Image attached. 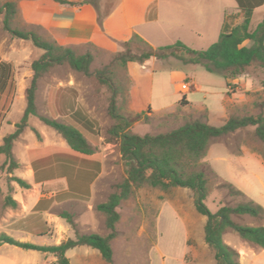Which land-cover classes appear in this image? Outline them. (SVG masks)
<instances>
[{
	"label": "rangeland",
	"instance_id": "374dc122",
	"mask_svg": "<svg viewBox=\"0 0 264 264\" xmlns=\"http://www.w3.org/2000/svg\"><path fill=\"white\" fill-rule=\"evenodd\" d=\"M92 1L105 15L113 8L115 0ZM7 2L18 4L16 0H0L1 4ZM193 4L198 5L202 11V18L193 15L184 23L199 28L200 37L190 34L188 30L179 29L165 35L164 38H158L155 41L156 47L149 46L157 49L171 45L179 40L177 36H182L185 42H181L190 48L207 50L219 40V26L225 21L226 16L240 13L235 0H193ZM186 17L187 13L180 15L179 20L182 21ZM263 19L264 6L255 11L251 20V30H256ZM3 20L4 15L0 13L2 44L0 60L2 58L11 60L14 67L16 65L19 67V74L24 79L20 80V75L18 80L15 78L13 95H4L0 99V147L4 145L6 137L16 132L17 125L23 118L27 108V90L34 77L32 64L44 55V51L35 47L32 41L17 39L9 34L4 28ZM242 21L243 17L240 15L233 23L240 24ZM14 26L19 30L33 31L42 39L53 42L40 28L27 26L20 13ZM244 45L251 47L252 43L246 42ZM72 50L78 56L92 55L90 74L76 71L68 63L52 67L38 80L36 107L39 115L48 118L57 115V120L61 123H65L66 117L74 110L81 109L91 120L98 123L99 144L95 148V153L101 157L102 176L95 189L98 193L94 199L95 213L88 214L79 204L71 205L72 207L64 206L55 212L60 217L63 212H68L75 218L76 228L69 224L71 230L68 239H75L77 232L107 236L109 231L106 228V220L97 211V206L107 202L109 196L116 191V187L127 177L120 141L111 134V130L117 124L111 113L113 103L116 104L119 114L133 118L128 107L127 66L118 60L117 56L126 51L141 55L147 47L139 42H133L122 45L118 53H109L90 46ZM160 62H163L165 67L159 64V70L187 69L181 62L172 58ZM188 68L189 72H199L200 82H204L206 77L226 82L222 75L208 73L201 66ZM102 70H106L110 82L114 85L113 88L98 78L97 72ZM15 72L14 69V76ZM237 79L238 84L229 88V94H235L239 100L231 115L264 116V70L253 65ZM219 116L211 119L209 125L222 127L224 121H221ZM194 120L207 123L202 113L179 110L161 118L145 115L134 121L129 130L140 136H157L170 133ZM56 139L61 141L62 137L39 118L31 117L28 127L12 145L14 164L5 154H0V239L5 234L22 243L37 246L55 244V229L44 225L43 217L32 215L27 218V189L22 188L16 179L27 182V175L32 168L37 179L40 175L43 177L53 175L54 166L51 170L48 162L68 158L64 149L51 147L57 143ZM199 168L205 170L208 177L206 205L211 212L216 213L224 205L235 206L248 201H253L264 209V143L256 137L254 127L244 128L212 141L199 163ZM57 171L59 172V169ZM227 184L233 185L245 196H231L226 188ZM8 197L18 203L17 208L6 203ZM72 210L79 212L78 218L70 212ZM118 212L120 220L116 224L117 236L111 241L113 261L110 264H217L213 251L205 241L206 218L197 212L191 190L150 186L136 188L130 199L121 203ZM233 220L249 227L264 225V222L249 216L233 217ZM27 224L34 228L31 232L35 235L45 234V237H27ZM88 224L91 226L87 227ZM63 237L58 236V240H62ZM224 241L239 252L240 264H264V250L246 243L236 233L226 231ZM73 253L69 251L68 258H72ZM86 257L85 264H109L102 259L98 251L89 252ZM79 258L76 256L73 264H84ZM56 262L57 258L51 254L26 251L0 243V264H56Z\"/></svg>",
	"mask_w": 264,
	"mask_h": 264
},
{
	"label": "trees",
	"instance_id": "16d2710c",
	"mask_svg": "<svg viewBox=\"0 0 264 264\" xmlns=\"http://www.w3.org/2000/svg\"><path fill=\"white\" fill-rule=\"evenodd\" d=\"M62 4H72L66 0H56ZM240 13L226 16L219 40L207 50L199 51L190 48L181 41L154 49L139 36L131 41L139 42L147 47L141 55L130 51L118 54V60L127 66L130 62L144 64L151 58L158 61L175 59L185 67L201 66L208 73L222 75L231 88L232 81L241 77L253 65L264 70V19L256 30H251V20L255 11L264 6V0H235ZM0 13L4 15V28L14 38L32 41L35 47L44 51V55L32 64L34 77L27 90V108L17 130L4 139L0 147V154H5L12 161V145L25 128L29 119L37 117L45 125L54 129L68 144L64 149L68 158L61 166V174L72 179L74 175L88 183L94 182L101 173V157L95 153L99 144L98 123L91 120L81 109L74 110L66 117V122L57 120V115L48 118L39 115L36 107V91L38 80L56 65L68 63L74 70L90 74L91 54L78 56L71 48L59 46L41 38L33 31H23L15 28V20L19 14L18 4L14 2L0 3ZM242 16L240 24H234L237 16ZM251 42V47L244 44ZM106 70L98 71V78L110 87ZM15 91L14 65L0 62V97L11 96ZM231 94V93H230ZM111 113L117 124L111 130L112 136L120 141L122 160L126 169V179L116 187V191L109 196L108 201L97 206V211L105 217L107 236L99 234H79L75 239H68L59 245L37 246L31 243H22L7 235H2L1 244H8L26 251H36L51 254L57 258L56 264H71L67 253L78 247H89L97 250L107 263L113 261L111 241L117 236L116 224L120 220L118 208L123 201L130 199L134 189L143 186L152 188H184L194 194V203L197 212L206 218L205 241L213 251L217 264H240V254L224 241L226 231L230 230L240 236L246 243L264 250V225L257 227L243 226L236 223L233 217L249 216L264 222V209L253 201L240 203L235 206L224 205L216 213L206 205L208 196V177L205 170L199 168L212 141L218 140L238 130L254 127L256 137L264 143V116H235L230 115L222 127H213L201 120H194L167 134L157 136H140L133 134L129 129L134 121L143 116L126 117L117 112L113 103ZM131 118V119H130ZM24 189L31 186L21 179H16ZM226 188L233 197L245 196L231 184ZM6 203L13 208L18 203L8 197ZM61 218L76 228L73 215L63 212ZM44 225L47 224L44 222ZM45 236V234H41Z\"/></svg>",
	"mask_w": 264,
	"mask_h": 264
},
{
	"label": "crops",
	"instance_id": "0c3cea01",
	"mask_svg": "<svg viewBox=\"0 0 264 264\" xmlns=\"http://www.w3.org/2000/svg\"><path fill=\"white\" fill-rule=\"evenodd\" d=\"M16 1L20 16L27 26L40 28L47 38L65 48L90 46L109 53H118L122 45L135 36L156 47L155 41L158 38H164L165 35L179 29L188 30L190 34L193 33L197 37L201 35L199 28L184 23L188 22L193 15L202 18V11L198 5L193 4V0H115L113 8L105 15L92 0H68L72 4H62L56 0ZM186 13V19L179 20V16ZM223 24L224 22H221L219 26L220 34ZM177 37L185 42L182 36ZM1 51L0 39V53ZM0 62L11 63L12 61L2 58ZM159 64L165 67L164 63L156 58H151L144 64L128 63V107L132 114L161 118L179 110L182 112L190 110L204 114L208 124L211 119L220 115L221 117L218 118L225 124L233 108L239 103L235 94H229L226 80L224 83L213 77H206L204 82H200L198 71L189 72L188 67L187 69L159 70ZM14 69L15 78L18 80L20 75V80H23V76L19 74V67L16 65ZM238 82L236 79L231 83L234 85ZM184 84L189 86L187 91L181 90ZM55 141L57 143L51 147L68 148L63 138L61 141L58 139ZM48 164L46 165L51 170L54 166L53 175L45 177L40 175L37 179L33 168L27 175V182H25L31 186L27 189V218L32 215L43 217L47 226L55 229L54 245H59L68 239L71 226L55 211L64 206L72 207L71 205L79 204L88 214L95 213L94 199L98 196L95 189L102 172L94 182L88 183L77 175H74L72 179L62 175L61 160H50ZM103 168L104 159L102 171ZM70 212L76 218L79 217L78 211ZM32 229L34 228L27 224V237H45L35 235L31 232ZM58 236H62L63 239L58 240ZM70 251L74 252V256L69 258L71 264L74 263L76 256H79L80 261L85 264L87 263L86 255L89 252H97L86 246Z\"/></svg>",
	"mask_w": 264,
	"mask_h": 264
},
{
	"label": "built area",
	"instance_id": "2783aa9c",
	"mask_svg": "<svg viewBox=\"0 0 264 264\" xmlns=\"http://www.w3.org/2000/svg\"><path fill=\"white\" fill-rule=\"evenodd\" d=\"M189 89V86L187 84L182 85L181 90L187 91Z\"/></svg>",
	"mask_w": 264,
	"mask_h": 264
}]
</instances>
